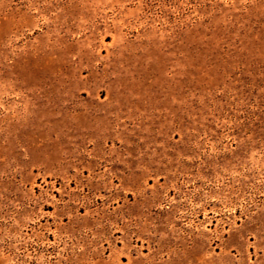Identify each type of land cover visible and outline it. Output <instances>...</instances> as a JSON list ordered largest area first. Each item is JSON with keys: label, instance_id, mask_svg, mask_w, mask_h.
I'll return each mask as SVG.
<instances>
[{"label": "rangeland", "instance_id": "obj_1", "mask_svg": "<svg viewBox=\"0 0 264 264\" xmlns=\"http://www.w3.org/2000/svg\"><path fill=\"white\" fill-rule=\"evenodd\" d=\"M0 264H264V0H0Z\"/></svg>", "mask_w": 264, "mask_h": 264}]
</instances>
